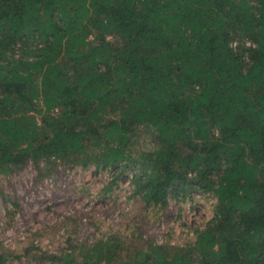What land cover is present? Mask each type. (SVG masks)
I'll list each match as a JSON object with an SVG mask.
<instances>
[{"label":"trees","instance_id":"16d2710c","mask_svg":"<svg viewBox=\"0 0 264 264\" xmlns=\"http://www.w3.org/2000/svg\"><path fill=\"white\" fill-rule=\"evenodd\" d=\"M30 162L113 168L107 191L131 170L134 194L161 208L217 199L184 245L69 236L34 258L264 264V0H0V175Z\"/></svg>","mask_w":264,"mask_h":264},{"label":"rangeland","instance_id":"374dc122","mask_svg":"<svg viewBox=\"0 0 264 264\" xmlns=\"http://www.w3.org/2000/svg\"><path fill=\"white\" fill-rule=\"evenodd\" d=\"M143 138L146 147L154 146ZM58 164L51 174H41L30 162L0 175V252L10 253L16 263L50 264L34 255L40 249L60 255L69 248V236L73 244L91 245L111 235L131 239L142 232L159 243L184 245L214 216L217 199L210 194L195 190L185 199L180 194L161 208L134 194L131 170L107 191L115 169Z\"/></svg>","mask_w":264,"mask_h":264}]
</instances>
